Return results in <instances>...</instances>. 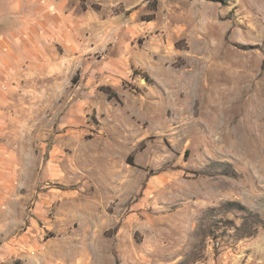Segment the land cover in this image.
<instances>
[{
    "label": "rangeland",
    "instance_id": "1",
    "mask_svg": "<svg viewBox=\"0 0 264 264\" xmlns=\"http://www.w3.org/2000/svg\"><path fill=\"white\" fill-rule=\"evenodd\" d=\"M66 8L0 84V264H264V0Z\"/></svg>",
    "mask_w": 264,
    "mask_h": 264
},
{
    "label": "crops",
    "instance_id": "2",
    "mask_svg": "<svg viewBox=\"0 0 264 264\" xmlns=\"http://www.w3.org/2000/svg\"><path fill=\"white\" fill-rule=\"evenodd\" d=\"M68 13L66 0H0V84L17 85L27 68L50 74L49 63L64 55Z\"/></svg>",
    "mask_w": 264,
    "mask_h": 264
},
{
    "label": "trees",
    "instance_id": "3",
    "mask_svg": "<svg viewBox=\"0 0 264 264\" xmlns=\"http://www.w3.org/2000/svg\"><path fill=\"white\" fill-rule=\"evenodd\" d=\"M227 205H234V202H227ZM242 207V206H241Z\"/></svg>",
    "mask_w": 264,
    "mask_h": 264
}]
</instances>
